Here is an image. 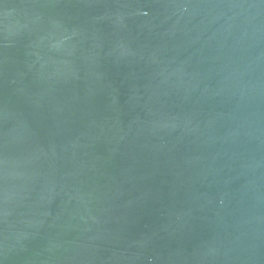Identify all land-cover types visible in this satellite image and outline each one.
<instances>
[{"label": "water", "instance_id": "1", "mask_svg": "<svg viewBox=\"0 0 264 264\" xmlns=\"http://www.w3.org/2000/svg\"><path fill=\"white\" fill-rule=\"evenodd\" d=\"M0 264H264V0H0Z\"/></svg>", "mask_w": 264, "mask_h": 264}]
</instances>
